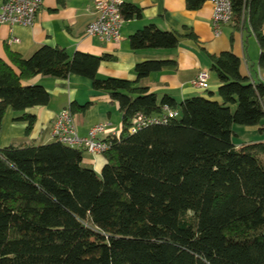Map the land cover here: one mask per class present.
I'll use <instances>...</instances> for the list:
<instances>
[{
	"label": "trees",
	"instance_id": "trees-1",
	"mask_svg": "<svg viewBox=\"0 0 264 264\" xmlns=\"http://www.w3.org/2000/svg\"><path fill=\"white\" fill-rule=\"evenodd\" d=\"M231 1L233 23L247 20L264 69V0ZM205 2L185 0L192 11ZM121 14L141 18L128 3ZM180 38L149 24L128 41L133 51L172 50ZM207 58L219 100L179 103L139 85L172 61L137 63L130 81L98 76L109 56H70L60 47L0 58V131L11 108L30 133L35 117L25 111L50 101L43 86L23 85L36 76L88 79L121 114L99 175L83 165L85 151L54 141L0 149V264H264V143H233L234 126L262 131L264 83L243 77L230 51ZM90 105L68 108L83 113ZM164 107L178 116L129 132L134 117H159Z\"/></svg>",
	"mask_w": 264,
	"mask_h": 264
},
{
	"label": "crops",
	"instance_id": "crops-1",
	"mask_svg": "<svg viewBox=\"0 0 264 264\" xmlns=\"http://www.w3.org/2000/svg\"><path fill=\"white\" fill-rule=\"evenodd\" d=\"M5 0H0V7ZM95 0H43L37 17L31 26L0 25V58L9 62L8 52L29 58L42 46L60 47L72 56L76 52L101 57L109 56L98 69L101 78H117L134 81L137 63L161 60L174 65L161 72L141 79L139 85L161 99L164 95L177 103L192 97L219 100L218 79L210 69L207 55L230 51L240 60V74L251 83H264V69L258 66L259 47L247 20L239 27L235 23L224 25L215 36L211 25L212 6L205 2L195 11L186 7L185 0H126L141 10V18L125 21L119 43H102L96 37L85 35L86 26L95 19ZM149 24L162 31H175L181 35L179 46L172 50L130 49L128 37ZM190 34L193 36L191 37ZM15 40H18L17 42ZM200 72L208 78L204 88H195L192 81ZM23 85H41L50 95L47 106L27 109L35 122L30 133H26V122L15 121L21 113L7 108L1 123L0 149L9 145L40 146L52 143L51 128L57 115L71 103H91L85 112L73 114V123L79 136H87L98 124H107V133L119 134L121 114L118 104L105 93H95L88 79L70 75L65 81L36 76L22 82ZM113 119H115L114 123ZM263 129L233 127V143L236 147L247 143H264ZM248 136L250 139H248ZM105 164L103 156L83 155V165L100 174Z\"/></svg>",
	"mask_w": 264,
	"mask_h": 264
},
{
	"label": "built area",
	"instance_id": "built-area-1",
	"mask_svg": "<svg viewBox=\"0 0 264 264\" xmlns=\"http://www.w3.org/2000/svg\"><path fill=\"white\" fill-rule=\"evenodd\" d=\"M126 0H95V19L85 28V35L96 37L102 43H119L124 19L121 7ZM43 0H5L0 7V25L31 26L36 20ZM212 6L211 25L215 36L220 33V28L233 23V8L231 0H207ZM16 42L18 40H15ZM208 74L200 72L192 81L195 88H204ZM159 117H145L137 115L130 123L129 132L135 133L143 127L153 124H163L175 119L178 115L167 107ZM107 124H98L92 127L87 136L77 134L73 123V114L67 107L56 117L51 136L54 142L64 146L77 148L87 154L102 156L109 149L108 138L117 134L106 135Z\"/></svg>",
	"mask_w": 264,
	"mask_h": 264
},
{
	"label": "rangeland",
	"instance_id": "rangeland-1",
	"mask_svg": "<svg viewBox=\"0 0 264 264\" xmlns=\"http://www.w3.org/2000/svg\"><path fill=\"white\" fill-rule=\"evenodd\" d=\"M113 121H114V123H116V125H117V122H115V119H113ZM235 127H237V126H235ZM248 139H250L249 136H248Z\"/></svg>",
	"mask_w": 264,
	"mask_h": 264
}]
</instances>
